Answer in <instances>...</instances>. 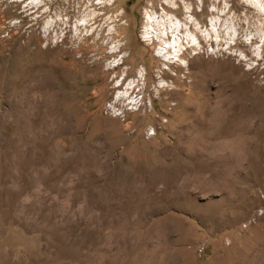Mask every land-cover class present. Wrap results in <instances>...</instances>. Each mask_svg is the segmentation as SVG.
Instances as JSON below:
<instances>
[{
	"label": "rangeland",
	"instance_id": "obj_1",
	"mask_svg": "<svg viewBox=\"0 0 264 264\" xmlns=\"http://www.w3.org/2000/svg\"><path fill=\"white\" fill-rule=\"evenodd\" d=\"M162 1L0 0V264H264V118H207L188 172L179 134L264 101V0H165L201 27L179 56L144 38Z\"/></svg>",
	"mask_w": 264,
	"mask_h": 264
},
{
	"label": "bare ground",
	"instance_id": "obj_2",
	"mask_svg": "<svg viewBox=\"0 0 264 264\" xmlns=\"http://www.w3.org/2000/svg\"><path fill=\"white\" fill-rule=\"evenodd\" d=\"M36 5L40 6V1H37ZM162 5L165 6V9H163L162 13H160L158 15V18H160V22L156 21V19H154L152 13H150L148 11L145 13V16H144L145 17L144 18L145 19L144 20L145 25H144L143 34H144V38L146 39V41L152 42V43L157 42L161 47H163V49L165 50L166 53H170V49H173V53L176 56H179V53L182 50L181 48L183 46H187V47H189V49H195V46H193L191 44L190 40L188 39V37L185 34H197V36L198 35L201 36V33H200L201 27H200L199 23H197L196 21L190 22L189 21L190 17H188V16H186L185 19L178 20L173 15L177 11V7H174V5L173 6L170 5V3H168L165 0L162 1ZM249 5L253 6L252 3H250ZM253 9H255V11H258V12L261 11V10H258L255 6L253 7ZM185 13L186 14L190 13V11L187 7L185 8ZM261 13H263V12H261ZM94 16H93V18H94ZM156 17L157 16L155 15V18ZM91 18H92V15H91ZM79 25H81V24H79ZM210 25H212V24H210ZM163 49H162V51H163ZM159 54H163V53H159ZM162 57H165V59H168V61L170 62V58H167V56L162 55ZM170 63H172V62H170ZM135 82L136 81H134V80L131 81L125 88L122 89L121 92H119L116 95V97H114V103L115 104L116 103L117 104L124 103L125 106H127V105L137 106L138 105V103L136 101H134L133 99L130 98V94L132 93L131 90L133 89L132 86L134 85ZM116 86L117 85H115V88L118 87V86L117 87ZM226 90H227V88H226ZM213 99H215V98H213ZM218 115L221 117H224V118L236 117L237 119L241 120L242 122L246 121L247 119L249 120V118H253V119L257 118L258 121H260L259 126H262V121L264 118V101L254 97L253 94L240 92L239 87L236 86V87H231L230 95L224 96V92H223L222 96L219 97L217 100H208L206 97H204L203 101H200L198 104L194 105L193 107L184 108L183 112L180 115L181 116V123H180V127H179V134H180L181 139H182L181 163L183 164L184 168L186 169V172H188V168L193 163L194 153L197 151V148L200 145V140H201L200 137L203 136V132L205 130L207 118L218 117ZM253 126H255V125H253ZM241 130H242V134H244L243 136H245V134H248L250 132V131L248 132V129L244 125H242ZM196 155H199V154H196ZM248 155L250 156V154H248ZM242 165H243V163H242ZM237 168H238V166H237ZM239 168H238V170H239ZM231 174H230V176H231ZM186 176H184V177H186ZM233 182H235V181H233Z\"/></svg>",
	"mask_w": 264,
	"mask_h": 264
}]
</instances>
